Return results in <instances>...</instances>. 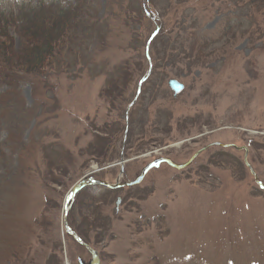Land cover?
Listing matches in <instances>:
<instances>
[{"label": "rangeland", "instance_id": "374dc122", "mask_svg": "<svg viewBox=\"0 0 264 264\" xmlns=\"http://www.w3.org/2000/svg\"><path fill=\"white\" fill-rule=\"evenodd\" d=\"M21 1L0 0L9 65L24 64L27 38L38 47L27 60L56 51L12 88L0 80V264H91L63 229L71 186L90 172L132 181L156 158L184 164L212 142L227 146L182 169L162 163L133 185L89 186L67 204V225L99 264H264L261 1L86 0L76 45L67 32L58 56L52 31L35 42L42 35L13 22ZM146 47L152 71L127 110ZM169 78L184 84L174 98ZM121 153L119 174L110 165Z\"/></svg>", "mask_w": 264, "mask_h": 264}, {"label": "trees", "instance_id": "16d2710c", "mask_svg": "<svg viewBox=\"0 0 264 264\" xmlns=\"http://www.w3.org/2000/svg\"><path fill=\"white\" fill-rule=\"evenodd\" d=\"M79 0H75V3L73 4H66L63 5L61 4L60 1L58 0H54V4L50 5L49 7L53 10L52 12H48V10H43L45 9V7L43 5H41V2H38L36 4H34L33 6L31 5V3H27L26 5H24L23 7H21V9H24L25 11L22 12V10L17 14V16L15 17V19L13 20L14 23L18 22V25L20 27L25 28L26 32H35V35H42V34H47L50 31H52V35L53 36V40L51 42H56V44H60L61 47H58L56 49L60 50L58 55H61L60 53H62V51L64 50L63 45L65 38L67 36L70 35V38L67 37V40L69 39L68 43H70V45H76V37L73 38L72 34L76 33L74 30L76 28V30H78V28L81 26L80 24L82 23V20H79V16L80 13L82 15V17L85 16L86 12L88 11H84V7L86 4V0H83L84 2L79 3ZM255 1V0H253ZM256 1H261L262 5H264V0H256ZM53 2V1H52ZM90 24V23H88ZM84 26L82 25L81 28H83ZM91 28V27H90ZM74 31L73 33L70 34L71 31ZM81 31V30H80ZM25 32V33H26ZM69 32V35H67L66 33ZM79 32V31H78ZM4 36L5 34H0V37ZM40 38H44L43 35L42 37H38L35 38V42H39ZM27 46L23 48V55H21V59H24V64L22 65H18L15 67H11L9 64V62H13L12 58L9 59V56H6L4 54L8 55V52H5L3 50L4 48V44L3 42H5V40L0 39V80H2V82L6 83L8 86H10L11 88L14 85V81H16V74L17 73H32L33 71H41V69L43 68V66L45 65L46 60L52 55L54 54V51H51V49L49 50V54L47 56L40 57L39 59L37 58V56L35 57V59L32 61L31 57L27 59L26 56H24V54H28L31 55L33 52L37 53V49L38 47H34V42L29 41V38H27ZM50 44V43H49ZM42 51L44 49V46H39ZM36 48V49H35ZM58 52V51H57ZM66 53H70L69 51H66ZM56 56V57H57ZM23 62V60H21ZM34 62V63H33ZM48 65H52L54 64V62H52L51 60L48 61ZM6 64H8L11 69V72L9 70H6V68H8V66H6ZM47 64V63H46ZM56 66L63 64V59H60L59 62L55 63ZM31 67V68H30ZM8 68V69H9ZM29 69H31L32 71H29Z\"/></svg>", "mask_w": 264, "mask_h": 264}, {"label": "water", "instance_id": "95a60500", "mask_svg": "<svg viewBox=\"0 0 264 264\" xmlns=\"http://www.w3.org/2000/svg\"><path fill=\"white\" fill-rule=\"evenodd\" d=\"M169 85H170V87L172 88V90L174 91V93H177V92L182 88V85L179 84V83H177L175 80H170V81H169ZM157 162H158V161H157ZM150 165H152V164H150ZM150 165H148L146 168H144V169L141 171L140 175H139L134 181L128 183V185H132V184H136V183H138V182L143 178V176H144L146 170L150 167ZM92 182H93V183L103 184V185H105V186H110L109 184H107V183H105V182H102V181H93V180H92ZM77 188H78V186H77ZM77 188H76V189H77ZM92 254H93V253H92ZM97 263H98V259H97V257H96L95 255H93V262H92V264H97Z\"/></svg>", "mask_w": 264, "mask_h": 264}]
</instances>
